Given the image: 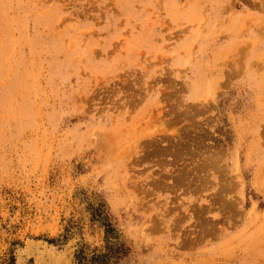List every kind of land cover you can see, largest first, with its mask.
I'll return each mask as SVG.
<instances>
[{
    "label": "rangeland",
    "instance_id": "1",
    "mask_svg": "<svg viewBox=\"0 0 264 264\" xmlns=\"http://www.w3.org/2000/svg\"><path fill=\"white\" fill-rule=\"evenodd\" d=\"M45 262L264 264V0H0V264Z\"/></svg>",
    "mask_w": 264,
    "mask_h": 264
},
{
    "label": "bare ground",
    "instance_id": "2",
    "mask_svg": "<svg viewBox=\"0 0 264 264\" xmlns=\"http://www.w3.org/2000/svg\"><path fill=\"white\" fill-rule=\"evenodd\" d=\"M201 145V144H200ZM175 148V147H174ZM164 151V150H163ZM206 161V160H205ZM204 161V162H205ZM207 161H209V160H207ZM209 163V162H208ZM212 166V165H211ZM199 169V168H198ZM192 170V169H191ZM190 172V171H189ZM186 174V172L184 171L183 172V174L182 173H179L176 177H177V179H176V181H175V186H176V184H185V183H187V185L189 184H191L192 182H191V180L187 177V174ZM172 176V175H171ZM192 179V178H191ZM162 182V181H161ZM156 184H158L157 182H156ZM161 185V184H160ZM160 185H158V186H160ZM172 185V184H171ZM167 187H169V186H167ZM174 187V186H173ZM180 187V186H179ZM171 189H172V186L170 187ZM224 188V187H223ZM222 188V189H223ZM163 189V188H162ZM177 189V188H176ZM172 191V190H171ZM175 191H177V190H174V192ZM173 192V191H172ZM201 208V207H200ZM208 232V231H207ZM44 264H49V263H47V262H45Z\"/></svg>",
    "mask_w": 264,
    "mask_h": 264
}]
</instances>
